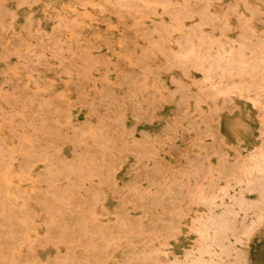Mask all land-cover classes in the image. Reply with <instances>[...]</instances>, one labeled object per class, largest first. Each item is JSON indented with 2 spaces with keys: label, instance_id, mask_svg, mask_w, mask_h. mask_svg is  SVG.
Masks as SVG:
<instances>
[{
  "label": "bare ground",
  "instance_id": "obj_1",
  "mask_svg": "<svg viewBox=\"0 0 264 264\" xmlns=\"http://www.w3.org/2000/svg\"><path fill=\"white\" fill-rule=\"evenodd\" d=\"M5 15L13 25L14 15ZM56 16L61 47L70 56L77 53L86 66L94 64L90 49L117 32L119 63L113 73H101L98 85L88 70L75 69L76 63L62 69L57 80L30 75L34 79L21 90L44 94L23 96L20 111H2V102L13 105L0 89V264L248 263V253L237 252L235 241L257 224L264 227V142L239 174L227 176L234 179L233 192L224 188L200 192V198H165L169 191L163 188L161 197L143 198L139 166L131 169L128 181L118 182L134 134L126 113L139 117L135 97L140 86L134 69L121 62L127 55L133 58L140 40L156 41L171 66L184 73L198 68L202 86L216 94L238 93L264 112V0H65ZM94 20L106 22L109 34L94 30ZM2 27L0 22V33ZM27 33L35 36L31 28ZM166 40L176 42L174 51H166ZM22 49L0 45L2 52ZM172 81L182 88L181 77ZM151 84L158 91L164 87L158 79ZM29 113L38 117H23ZM226 122L237 141L249 128L241 111ZM246 191H256V200L246 198ZM187 202L206 211L191 221L194 243L176 256L170 239L177 238ZM240 212L256 214L258 220L239 225Z\"/></svg>",
  "mask_w": 264,
  "mask_h": 264
},
{
  "label": "rangeland",
  "instance_id": "obj_2",
  "mask_svg": "<svg viewBox=\"0 0 264 264\" xmlns=\"http://www.w3.org/2000/svg\"><path fill=\"white\" fill-rule=\"evenodd\" d=\"M50 1L51 5L47 7L46 0H0V22L3 24L0 45L3 43L8 47L24 48L21 51H0V89L9 93L13 105L10 107L8 103L1 101L4 112L13 109L20 111L18 105L25 101L23 96L27 94H32L35 98L44 94L43 91L28 88L21 90L28 78L34 79L30 75L40 74L48 80H57L62 69L72 68L71 63H76L75 69L88 70L92 75L91 82L98 85L101 73H113L119 63L115 61L119 45L117 32L109 36L108 43L90 49L89 56L94 62L90 66H86L77 53L70 56L64 51L56 15L60 4L65 0ZM46 10L51 12L46 13ZM6 12L14 15L13 25L8 24ZM27 16L33 17L32 22ZM110 20L113 21L114 17ZM86 27L90 28L88 25ZM28 28L34 30L35 36L27 33ZM92 28L108 33L104 21L94 20ZM72 44H77V41H72ZM158 44L156 41L140 40L133 58L127 55L121 62L125 69H134L140 86L135 97L139 117L136 118L129 111L126 113L127 125L134 132L133 145L128 143L124 150V161L118 169V182L128 181L131 169L139 166V186L142 191H146L142 194L143 198H159V190L163 188L169 191L165 198H200V192L220 193L224 188L233 192L230 185L234 179L227 176L232 171L239 174L238 168L264 142V126L261 124L264 112L238 93L216 94L214 90L202 86V73L198 68L190 67L184 73L180 68L171 66L169 54L159 50ZM165 44L166 51L175 50V41L166 40ZM63 54L66 56H62ZM174 76L181 77L182 88H175L172 81ZM151 79L161 80L164 83L163 89L156 90ZM29 85L32 83L29 82ZM204 93L213 95V99ZM210 104H214L213 108H210ZM210 109L211 117L207 118ZM240 111L249 123V128L243 138L237 141L228 130L226 119ZM218 114L219 120L216 119ZM23 117L34 119L38 116L29 113L23 114ZM202 145L207 148L203 149ZM135 146L138 147L137 155ZM245 196L254 201L257 192L246 191ZM211 197L228 198L229 195ZM182 205L179 233L177 238L170 239V246L176 256H181L184 250L192 246L196 234L190 229L191 221L196 215L206 211L203 205L195 202ZM257 220V215L253 213L243 216L240 212L236 216L239 225L242 222L253 225ZM263 231V224H257L248 235L241 234L242 239L235 241L236 251L249 255V262L246 264H264Z\"/></svg>",
  "mask_w": 264,
  "mask_h": 264
}]
</instances>
